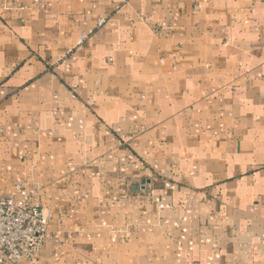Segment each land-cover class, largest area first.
Masks as SVG:
<instances>
[{"label":"crops","instance_id":"obj_1","mask_svg":"<svg viewBox=\"0 0 264 264\" xmlns=\"http://www.w3.org/2000/svg\"><path fill=\"white\" fill-rule=\"evenodd\" d=\"M16 185L23 264H264V0H0Z\"/></svg>","mask_w":264,"mask_h":264},{"label":"built area","instance_id":"obj_2","mask_svg":"<svg viewBox=\"0 0 264 264\" xmlns=\"http://www.w3.org/2000/svg\"><path fill=\"white\" fill-rule=\"evenodd\" d=\"M103 24L100 20L97 26ZM48 224L49 215L31 202L24 187L16 185L11 195L0 197V264L31 261L47 239Z\"/></svg>","mask_w":264,"mask_h":264}]
</instances>
